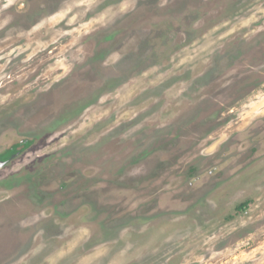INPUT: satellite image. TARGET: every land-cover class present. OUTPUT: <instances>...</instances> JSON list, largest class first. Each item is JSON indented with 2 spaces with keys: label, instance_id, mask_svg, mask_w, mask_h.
<instances>
[{
  "label": "rangeland",
  "instance_id": "374dc122",
  "mask_svg": "<svg viewBox=\"0 0 264 264\" xmlns=\"http://www.w3.org/2000/svg\"><path fill=\"white\" fill-rule=\"evenodd\" d=\"M4 158L0 264H264V0H0Z\"/></svg>",
  "mask_w": 264,
  "mask_h": 264
},
{
  "label": "flooded vegetation",
  "instance_id": "af4514ba",
  "mask_svg": "<svg viewBox=\"0 0 264 264\" xmlns=\"http://www.w3.org/2000/svg\"><path fill=\"white\" fill-rule=\"evenodd\" d=\"M12 150L19 151V148H18V146L16 145V147H14ZM8 152H9V151H4V152L2 153L1 156H2V157H6V155L9 154Z\"/></svg>",
  "mask_w": 264,
  "mask_h": 264
},
{
  "label": "water",
  "instance_id": "95a60500",
  "mask_svg": "<svg viewBox=\"0 0 264 264\" xmlns=\"http://www.w3.org/2000/svg\"><path fill=\"white\" fill-rule=\"evenodd\" d=\"M4 160H6V158H4L3 160H0V163H3V162H4Z\"/></svg>",
  "mask_w": 264,
  "mask_h": 264
}]
</instances>
